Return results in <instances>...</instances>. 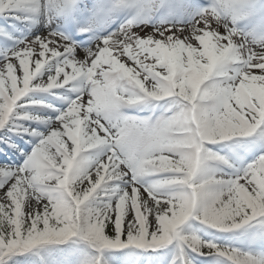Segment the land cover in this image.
Masks as SVG:
<instances>
[{
  "label": "snow or ice",
  "instance_id": "1",
  "mask_svg": "<svg viewBox=\"0 0 264 264\" xmlns=\"http://www.w3.org/2000/svg\"><path fill=\"white\" fill-rule=\"evenodd\" d=\"M0 264H264V0H0Z\"/></svg>",
  "mask_w": 264,
  "mask_h": 264
}]
</instances>
